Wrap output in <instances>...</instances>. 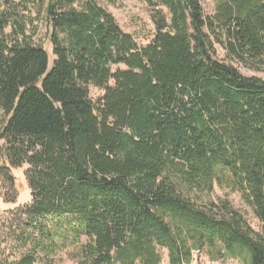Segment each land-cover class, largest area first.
Masks as SVG:
<instances>
[{
	"label": "trees",
	"instance_id": "16d2710c",
	"mask_svg": "<svg viewBox=\"0 0 264 264\" xmlns=\"http://www.w3.org/2000/svg\"><path fill=\"white\" fill-rule=\"evenodd\" d=\"M148 4L155 32L139 46L95 0H0L2 198L15 202L23 166L31 197L8 215L0 264L63 251L161 264L162 250L168 264L193 251L264 264V79L215 48L264 70V0H220L210 16L199 0ZM215 186L240 195L258 231L228 199H204Z\"/></svg>",
	"mask_w": 264,
	"mask_h": 264
},
{
	"label": "rangeland",
	"instance_id": "374dc122",
	"mask_svg": "<svg viewBox=\"0 0 264 264\" xmlns=\"http://www.w3.org/2000/svg\"><path fill=\"white\" fill-rule=\"evenodd\" d=\"M96 3L102 8L106 9L116 20L117 24L122 31L132 36L134 41L139 46L146 45L153 37L155 32L154 26L151 20V8L148 4V0H95ZM154 1V0H153ZM220 0H199L204 14L212 15L214 11L215 4ZM164 13H167L165 8H160ZM30 19L33 24L29 25L28 33L32 36L35 44H40L48 52L50 62L53 60L51 54V45L48 41L46 25L42 16H35L34 13L31 14ZM34 27V28H32ZM216 48V59L223 61L225 63H231L234 65L239 72L247 77L256 76L261 79H264V70H254L246 66L232 61L226 56V53L218 46ZM89 95L92 100H96L102 95V91L98 90L95 87H89ZM2 119V114L0 112V120ZM26 166L21 168L12 169V175L15 182L16 190V199L13 203L4 202L2 195L5 193L3 189L2 182L0 180V235L3 236L5 230L9 226V217L10 212L16 211L18 208L27 205L31 201L30 190L28 189L26 180H25V170ZM216 200L218 198H226L231 204L239 210L242 215L245 217L251 228L255 231L259 230V223L254 217L251 209L242 201L241 197L237 193H231L230 191L224 189H219L214 187L213 193L211 195H206L204 199ZM1 239V237H0ZM3 247V246H2ZM9 252L6 251V254ZM162 253V262L161 264H168L167 252L165 250L161 251ZM40 264H74L68 252L63 251L58 253L56 256L43 260ZM189 264H242L240 261L235 259H227L225 261H210L208 257L202 251H193L192 252V261Z\"/></svg>",
	"mask_w": 264,
	"mask_h": 264
}]
</instances>
